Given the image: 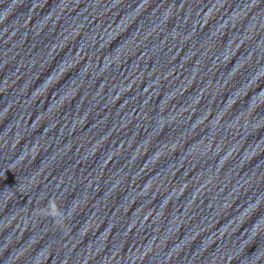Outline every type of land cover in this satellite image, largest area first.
Wrapping results in <instances>:
<instances>
[{
    "label": "water",
    "instance_id": "1",
    "mask_svg": "<svg viewBox=\"0 0 264 264\" xmlns=\"http://www.w3.org/2000/svg\"><path fill=\"white\" fill-rule=\"evenodd\" d=\"M11 264H264V0H0Z\"/></svg>",
    "mask_w": 264,
    "mask_h": 264
}]
</instances>
